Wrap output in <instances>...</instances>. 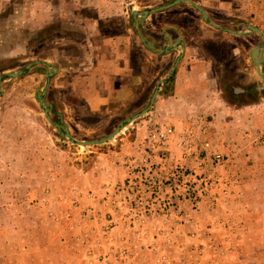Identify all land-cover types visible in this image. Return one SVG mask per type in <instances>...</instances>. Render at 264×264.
I'll return each mask as SVG.
<instances>
[{
  "label": "rangeland",
  "instance_id": "rangeland-1",
  "mask_svg": "<svg viewBox=\"0 0 264 264\" xmlns=\"http://www.w3.org/2000/svg\"><path fill=\"white\" fill-rule=\"evenodd\" d=\"M174 1L0 0V77L19 74L0 84V264H264V125L238 121L230 154L180 136L174 164L157 97L128 122L157 85L169 93L177 52L161 46L204 24L185 2L141 17ZM192 1L222 27L253 23L235 7L252 0ZM257 40H238L239 106L264 100ZM121 123L99 145L63 135L97 141Z\"/></svg>",
  "mask_w": 264,
  "mask_h": 264
},
{
  "label": "crops",
  "instance_id": "crops-1",
  "mask_svg": "<svg viewBox=\"0 0 264 264\" xmlns=\"http://www.w3.org/2000/svg\"><path fill=\"white\" fill-rule=\"evenodd\" d=\"M235 7L236 10L249 12L253 23L243 24L244 28L238 30V23L235 24L234 19L224 22L227 24L224 27L220 26L219 22L210 21L220 27V30L202 20L204 24L198 26L200 32L193 34L190 39L178 37L173 42L170 37L172 46L179 42L182 46L180 51L178 47L171 49L177 52L176 59L180 54L182 56L170 78L163 83L164 86H169V93L156 96L152 116L156 121H161L165 126L173 129L169 149L174 154L172 159L174 164L186 162L180 158L182 153L178 144L180 136L192 133L194 146L201 148L207 145L213 150L230 154L232 151L238 152V133L241 132L238 121L242 122L241 129L264 125V113H262L264 100L249 102L245 106L238 105L240 95H250L248 91L238 89V73L242 71L238 67V57L243 55V48L238 44V40L251 41L253 38H258L248 50V61L257 81L260 76L251 57L252 51L257 49V60L262 61L260 71L264 75V37L258 33H248L246 29V26H252L264 33V0H252L248 8L242 4ZM236 19L238 20V17ZM228 31L246 34L238 35ZM137 33L143 38L140 32ZM169 41L170 39L167 42ZM163 46L165 45L161 47ZM155 55L162 56L158 52ZM40 62L44 67L49 66L48 61ZM140 136L142 137L143 133ZM195 139L198 141L194 142ZM100 184V181L96 182L97 189L102 187Z\"/></svg>",
  "mask_w": 264,
  "mask_h": 264
},
{
  "label": "water",
  "instance_id": "water-1",
  "mask_svg": "<svg viewBox=\"0 0 264 264\" xmlns=\"http://www.w3.org/2000/svg\"><path fill=\"white\" fill-rule=\"evenodd\" d=\"M182 2H185V3H188L190 4L194 9H196L201 15H202V20L207 23L208 25H210L211 27H214L216 29H220V27H218L217 25L211 23L210 21H208V16L206 14V12L200 8L198 5L192 3L190 0H176L168 5H164V6H161V7H158V8H155V9H151L150 11H144L143 14L141 15L142 18L148 16L149 14H152V13H156V12H160V11H164V10H167L173 6H176ZM134 14V12H133ZM136 14V13H135ZM246 29L248 31V33H258L260 34L262 37H264V33H262L259 29L255 28V27H252V26H246ZM230 33H233V34H238V35H245L246 33L245 32H239V33H236L234 31H228ZM140 39L142 42H144L143 38L140 36ZM178 45H180V42L177 44V45H173L171 44V40L169 41V45H166L164 46L163 50L159 51L158 54H162L164 52H168L169 50L171 49H176L178 47ZM258 50L255 49L252 51L251 53V57H252V61L256 67V70H257V73L260 77L264 78V75L261 74V71H260V63L262 61H258L257 58H258ZM182 56V54L179 55V57L176 59L171 71H170V74L169 76L167 77L168 79L170 78V76L172 75L173 71L175 70L178 62H179V59L180 57ZM38 62L34 63V64H37ZM33 65V64H32ZM27 68H30V65L27 66ZM19 76L18 73H8L2 77H0V84L2 83V81L6 80V79H13V78H17ZM51 74H47V81H49V78H50ZM168 79H165L164 81H161L160 84H163L165 83ZM158 90H159V85H157L155 87V90L153 92V95L150 99V104L147 108L143 109L142 111H140L138 114L130 117V119L128 120V122H133L134 120L140 118L141 116L145 115L148 113V111L152 108L153 104H154V101H155V98L157 96V93H158ZM0 95H2V90L0 89ZM40 102H42L40 100ZM45 111L48 110V107H45L44 108ZM123 123H121L110 135H108L107 137L103 138V139H100V140H97V141H89V142H76L74 141V139L70 136V134L68 133V129L66 127H63V135L65 137L68 138V141L72 144H76L78 146H81V147H86V146H91V145H99V144H102V143H106V142H109L110 140L114 139L120 132L121 130L123 129Z\"/></svg>",
  "mask_w": 264,
  "mask_h": 264
},
{
  "label": "built area",
  "instance_id": "built-area-1",
  "mask_svg": "<svg viewBox=\"0 0 264 264\" xmlns=\"http://www.w3.org/2000/svg\"><path fill=\"white\" fill-rule=\"evenodd\" d=\"M214 160H215V162H220V159H221V156L220 155H214Z\"/></svg>",
  "mask_w": 264,
  "mask_h": 264
}]
</instances>
